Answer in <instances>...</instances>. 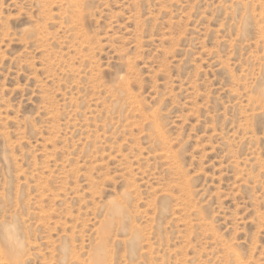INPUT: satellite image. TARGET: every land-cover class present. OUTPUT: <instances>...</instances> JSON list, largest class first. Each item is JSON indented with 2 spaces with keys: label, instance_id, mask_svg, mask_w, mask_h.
I'll use <instances>...</instances> for the list:
<instances>
[{
  "label": "rangeland",
  "instance_id": "1",
  "mask_svg": "<svg viewBox=\"0 0 264 264\" xmlns=\"http://www.w3.org/2000/svg\"><path fill=\"white\" fill-rule=\"evenodd\" d=\"M0 264H264V0H0Z\"/></svg>",
  "mask_w": 264,
  "mask_h": 264
}]
</instances>
